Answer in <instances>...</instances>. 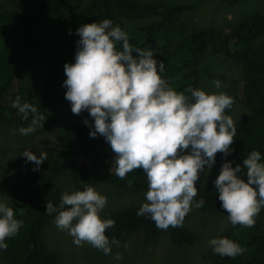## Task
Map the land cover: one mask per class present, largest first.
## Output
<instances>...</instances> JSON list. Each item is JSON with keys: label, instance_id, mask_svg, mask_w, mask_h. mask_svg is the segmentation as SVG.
<instances>
[{"label": "trees", "instance_id": "obj_1", "mask_svg": "<svg viewBox=\"0 0 264 264\" xmlns=\"http://www.w3.org/2000/svg\"><path fill=\"white\" fill-rule=\"evenodd\" d=\"M197 6L198 3L139 0H11L9 7L0 9V120L11 119L23 127L31 123V112L27 119H22V114L11 106L19 98L20 103L37 108L38 114L44 117L40 125L56 124L49 134L37 139L38 147L32 152L37 157L43 152L47 159L37 169L34 162L25 158L18 171L19 179L13 189L17 205L11 206L23 224L15 236L5 238L4 251L10 264H57V257L42 239V231L55 215L45 213L46 203L51 201L58 207L61 194L67 192L55 184L60 173L68 171L83 188L86 184L110 181L123 189H147L148 182L141 169H134L123 179L115 175L110 146L99 134L89 136L90 129L84 120L92 118L87 111L73 114L65 99L63 65L74 62L79 39L77 27L108 18L113 26L119 25L128 34L131 46L152 51L154 43L164 33H177L175 21L179 15ZM146 19L153 21L137 23ZM263 33L264 15L257 10L230 34L210 26L189 33L171 48H163L158 53L152 51L157 63L163 64L164 71L160 75L169 86L185 95H190L185 91L189 86L199 88L204 75L222 79L208 69L195 68L209 44L216 53H228L238 64L242 96L249 114L235 125L231 151L227 155L215 154V161L228 160L233 167L242 164L253 149L258 150L264 160V42L258 48L251 44ZM116 47L119 48V44ZM24 76L32 80L43 78L34 93L23 83ZM232 98L231 108L225 109L229 116L236 108V99ZM197 200L203 201L200 209L204 211L223 210L213 181L199 188ZM139 207L127 205L105 216L114 220V226L105 230L110 243L113 239L119 243L127 234L135 232L144 233L148 242L159 235L160 229L147 215H136ZM167 230L175 244L185 246L195 242V234L184 221L181 226H170ZM222 236L239 243L245 251L234 258L212 253L216 263L264 264V207L252 227L232 225Z\"/></svg>", "mask_w": 264, "mask_h": 264}, {"label": "clouds", "instance_id": "obj_2", "mask_svg": "<svg viewBox=\"0 0 264 264\" xmlns=\"http://www.w3.org/2000/svg\"><path fill=\"white\" fill-rule=\"evenodd\" d=\"M76 34L74 62L63 65L62 86L71 112H88L92 120L85 118L84 123L89 136L99 134L108 143L118 178L134 169L145 174V202L136 215H147L161 230L181 226L191 207L203 206L202 200H193L199 173L211 168L217 152L231 151L235 125L225 109L231 108L233 98L191 86L185 90L190 95L177 92L160 75L163 64L157 63L153 52L131 46L128 34L108 18L81 24ZM212 83L220 87L219 80ZM11 106L22 119L33 114L31 123L18 129L22 135L41 126L44 117L35 106L20 103L19 98ZM21 155L37 169L47 159L43 152L39 157L28 150ZM213 183L230 224L252 227L264 207L261 153L251 150L235 167L225 160ZM106 203V196L86 184L83 190L62 193L58 207L48 201L45 213H55L54 224L72 236L74 244L88 243L107 255L111 246L105 230L114 226V220L100 215ZM22 224L8 200L0 198V250L7 247L5 238L15 236ZM208 244L221 257L234 258L245 251L225 236L213 237Z\"/></svg>", "mask_w": 264, "mask_h": 264}, {"label": "rangeland", "instance_id": "obj_3", "mask_svg": "<svg viewBox=\"0 0 264 264\" xmlns=\"http://www.w3.org/2000/svg\"><path fill=\"white\" fill-rule=\"evenodd\" d=\"M142 2H180L185 4L198 3L195 10L183 13L177 17L175 23L178 31L174 35L171 32L164 33L156 40L152 51L158 53L163 48H171L181 38L195 30L214 26L225 30L230 34L234 29L254 11H260L264 15V0H139ZM11 5V0H0V9ZM152 19L138 20L139 24H147ZM177 38V39H176ZM182 41V40H181ZM264 42V33L251 42L254 48H258ZM161 52V51H160ZM195 68L204 71L210 70L222 76L220 87L216 88L209 76H202L199 88L206 92H224L236 99V108L230 115L234 125L249 114V109L242 96L241 69L232 60L228 53H216L211 44L205 50L202 61ZM194 69V67L192 68ZM43 76H46L43 75ZM43 78L32 80L27 76L22 78L23 83L30 93L40 86ZM17 89V81L13 90ZM56 124L48 122L36 127L35 131L28 135H22L18 129L23 127L11 119L0 120V198L8 200L10 205H17L13 189L18 182L19 168L25 159L21 153L25 150L34 152L38 147L37 139L44 137L55 128ZM187 152L188 149H185ZM114 153L111 157V167L114 166ZM225 160L215 161L211 168L201 171L195 182L197 194L193 198L197 200L198 190L216 178ZM57 187L71 193L83 190L77 184L73 176L67 171L60 173L56 179ZM97 192L107 198V203L100 215L105 218L108 214L127 205L140 206L145 202V190L123 189L113 185L110 181L91 185ZM185 225L195 234L193 245L181 246L175 244L168 230H161L159 235L146 241L142 232L127 234L118 244H111V251L105 255L101 250L92 247L88 243L77 246L73 243V237L66 231L60 230L53 222H48L42 231V239L48 249L57 257V264H218L212 258V249L208 240L213 237H221L232 224L227 219V212L204 211L191 207L184 219ZM120 259H115L116 255ZM0 264H10L5 251L0 250Z\"/></svg>", "mask_w": 264, "mask_h": 264}]
</instances>
